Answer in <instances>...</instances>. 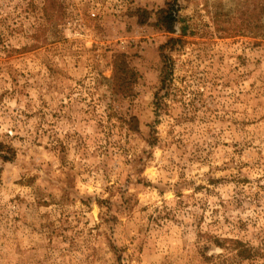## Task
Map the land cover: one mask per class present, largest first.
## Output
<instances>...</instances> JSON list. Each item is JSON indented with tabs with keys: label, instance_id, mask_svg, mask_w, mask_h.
<instances>
[{
	"label": "rangeland",
	"instance_id": "rangeland-1",
	"mask_svg": "<svg viewBox=\"0 0 264 264\" xmlns=\"http://www.w3.org/2000/svg\"><path fill=\"white\" fill-rule=\"evenodd\" d=\"M0 142V264H264V0H0Z\"/></svg>",
	"mask_w": 264,
	"mask_h": 264
},
{
	"label": "trees",
	"instance_id": "trees-1",
	"mask_svg": "<svg viewBox=\"0 0 264 264\" xmlns=\"http://www.w3.org/2000/svg\"><path fill=\"white\" fill-rule=\"evenodd\" d=\"M158 21L160 22L162 28L168 32V33H174V23H175V17L171 13V10H166L164 12V15L158 18ZM171 42V41H170ZM168 44H166L167 46ZM165 46V47H166ZM164 47V48H165ZM162 70H161V88H165L168 78L171 76V68L172 63L171 60L166 58L165 56H162ZM154 98L156 100V109L159 108L163 103L161 102V99L159 98V95L155 93ZM15 156V152L12 147L4 144L3 142H0V159L2 161H10Z\"/></svg>",
	"mask_w": 264,
	"mask_h": 264
}]
</instances>
